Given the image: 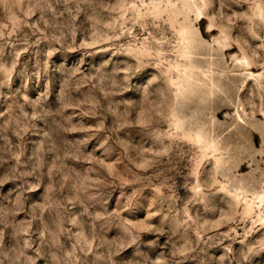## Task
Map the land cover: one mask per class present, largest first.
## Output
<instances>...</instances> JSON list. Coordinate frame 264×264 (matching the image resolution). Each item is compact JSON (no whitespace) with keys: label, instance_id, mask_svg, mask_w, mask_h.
<instances>
[{"label":"rangeland","instance_id":"1","mask_svg":"<svg viewBox=\"0 0 264 264\" xmlns=\"http://www.w3.org/2000/svg\"><path fill=\"white\" fill-rule=\"evenodd\" d=\"M0 264H264V0H0Z\"/></svg>","mask_w":264,"mask_h":264}]
</instances>
